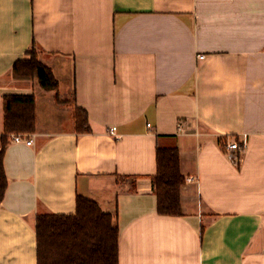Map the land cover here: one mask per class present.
Returning <instances> with one entry per match:
<instances>
[{"label": "crops", "instance_id": "obj_1", "mask_svg": "<svg viewBox=\"0 0 264 264\" xmlns=\"http://www.w3.org/2000/svg\"><path fill=\"white\" fill-rule=\"evenodd\" d=\"M33 49L62 103L14 78ZM9 94L37 121L5 151L0 264H38L36 217L79 194L117 213L120 264H264V0H0V149ZM158 148L181 155L184 216L157 211Z\"/></svg>", "mask_w": 264, "mask_h": 264}, {"label": "trees", "instance_id": "obj_2", "mask_svg": "<svg viewBox=\"0 0 264 264\" xmlns=\"http://www.w3.org/2000/svg\"><path fill=\"white\" fill-rule=\"evenodd\" d=\"M30 57L16 60L14 78L38 79L47 91H55L59 98V82L54 71L43 64L33 49ZM66 101L65 103H68ZM5 134L0 149V206L8 188L4 155L11 135L32 134L36 128V100L34 95H5ZM76 129L90 132L89 114L76 106ZM157 174L154 177L157 211L164 216H184L181 200L186 176L181 170V155L176 148L157 149ZM74 214H40L36 217L38 264H120L119 227L117 213H106L100 204L82 195L76 198ZM203 231L205 230L202 228Z\"/></svg>", "mask_w": 264, "mask_h": 264}, {"label": "built area", "instance_id": "obj_3", "mask_svg": "<svg viewBox=\"0 0 264 264\" xmlns=\"http://www.w3.org/2000/svg\"><path fill=\"white\" fill-rule=\"evenodd\" d=\"M200 59H205V56H200ZM116 130V127H112L110 129V133L114 135ZM10 140L14 143L23 142L27 145H32L33 143V140L30 139L29 134L24 133L13 134L11 135ZM245 145L246 139L241 142L237 140H226V143L224 144V152L228 155L231 161H233L235 164H238L240 161L241 151L244 149ZM192 179L193 178H191V180Z\"/></svg>", "mask_w": 264, "mask_h": 264}]
</instances>
